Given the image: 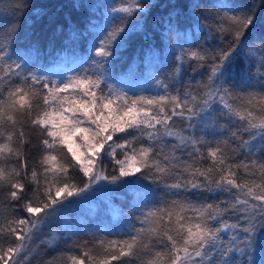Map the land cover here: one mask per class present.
<instances>
[{"label": "snow or ice", "instance_id": "obj_1", "mask_svg": "<svg viewBox=\"0 0 264 264\" xmlns=\"http://www.w3.org/2000/svg\"><path fill=\"white\" fill-rule=\"evenodd\" d=\"M29 7L0 9V264H264L258 5L77 0L47 60L16 46ZM96 197L107 221L73 215Z\"/></svg>", "mask_w": 264, "mask_h": 264}, {"label": "trees", "instance_id": "obj_2", "mask_svg": "<svg viewBox=\"0 0 264 264\" xmlns=\"http://www.w3.org/2000/svg\"><path fill=\"white\" fill-rule=\"evenodd\" d=\"M9 2L10 0H4V4L0 5V9L6 8ZM75 2H77V0H29L31 7L27 8L24 15L19 18L21 32L17 38L16 46L23 49L29 42L38 41L41 44V47L45 50V60L48 59L49 55L55 57L56 49L60 47V38L53 36L54 26L49 24V16L53 13H57L58 17L62 20L65 13H70L74 20H79L81 13L74 11L71 7ZM92 2H95V0H92ZM202 2L211 5L216 2V0H202ZM243 2L247 4L256 3L258 5L257 15L264 16V8L259 7L260 0H243ZM163 11L164 10L161 9L148 18L146 26L150 32L155 21L159 20L160 16L163 15ZM36 12H40L42 15L37 17ZM160 31H163V29L161 28ZM153 35V43L159 45L161 43L159 38L160 32L154 33ZM50 41L54 43L51 52H49L47 48ZM142 47L146 48L147 45L137 36L133 38L132 42L126 49L119 53V58L115 61L118 74L121 71L126 70L128 65L142 54ZM81 51H83V46L81 47ZM188 79L189 77L185 78L186 81ZM32 159H35V155ZM113 202L117 205L121 204L119 199H114ZM73 215L82 217L90 224L96 223L97 221H107L109 219L101 197H96L93 200L88 201L85 205L77 209Z\"/></svg>", "mask_w": 264, "mask_h": 264}]
</instances>
